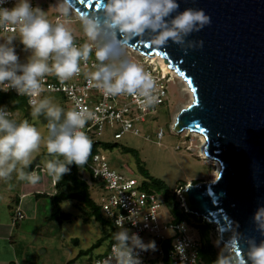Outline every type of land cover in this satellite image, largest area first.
<instances>
[{"label":"clouds","instance_id":"obj_1","mask_svg":"<svg viewBox=\"0 0 264 264\" xmlns=\"http://www.w3.org/2000/svg\"><path fill=\"white\" fill-rule=\"evenodd\" d=\"M6 2L0 0V28L11 26L14 34L0 43V90L15 89L18 95L30 97L39 96L47 75L63 82L80 73L81 62L88 61L94 50L95 70L88 73L94 86L104 95L143 98L142 103L150 106L156 101V80L139 63L122 57L128 42L146 38L151 45L162 47L171 41L187 54L188 50L202 48L203 41L186 38L211 22L203 9L178 12L177 0H101L97 5L100 11L93 14L74 10L72 0H57L52 9L66 18L75 12L84 35L92 42L77 45L65 23H51L48 12L32 7L31 0H15L11 8L3 6ZM15 39L31 52L26 63L18 62L12 46ZM30 103L34 118L43 115L47 119V135L42 137L27 119H11L10 112L0 107V178L18 171L19 179L35 183L38 175L17 165L28 166L43 142L52 156L44 167L59 181L70 171L69 165L81 166L87 160L92 141L82 129L92 114L75 108L65 111L48 97ZM128 219L135 224L134 217ZM252 221L255 230L264 236V205L257 208ZM124 222L123 216L116 220L120 230L113 234L111 255L103 264H142L136 250H156L155 241L145 244L137 234L130 235ZM174 248L183 259L184 245L177 242ZM214 264H264V241L257 245L254 239L242 240L234 233Z\"/></svg>","mask_w":264,"mask_h":264},{"label":"water","instance_id":"obj_2","mask_svg":"<svg viewBox=\"0 0 264 264\" xmlns=\"http://www.w3.org/2000/svg\"><path fill=\"white\" fill-rule=\"evenodd\" d=\"M100 2L72 0V6L93 14ZM177 3L178 12L203 9L210 17L209 25L186 38L202 40V48L185 54L171 41L155 47L146 38H135L127 47L148 57L159 55L185 80L193 100L178 114L174 130L202 135L206 155L219 163L215 181L183 188L188 213L217 225L224 244L238 233L259 245L264 236L252 218L264 205V0Z\"/></svg>","mask_w":264,"mask_h":264},{"label":"rangeland","instance_id":"obj_3","mask_svg":"<svg viewBox=\"0 0 264 264\" xmlns=\"http://www.w3.org/2000/svg\"><path fill=\"white\" fill-rule=\"evenodd\" d=\"M56 3L57 0H31L32 7H39L43 11L48 12L47 18L51 23L58 21V19L62 20V23H65L72 30L74 39L79 44H83L86 41L92 43L84 35L78 16L75 13L67 18L61 16L52 9ZM2 42L3 39L0 34V43ZM13 47L18 56V62L26 63L27 58L31 55L30 50H25L19 40L16 41ZM121 55L123 58H128L139 63L143 68L145 67L143 63L144 59L129 47L126 46ZM167 86L168 96L165 105L151 112L145 118V122L138 125L140 130L139 135L127 132L119 140L115 141L113 139V130L103 128L100 140L114 145L112 150L102 151L111 168L127 174L129 177L144 181L139 175V165L135 157L123 151V149L134 150L139 156L140 164L153 179L160 180L167 186L169 197H171L176 189L184 188L188 184L195 185L199 182H209L216 167L211 163H206L207 159L203 158L200 152L202 143L196 137L190 135L191 133L189 134L187 130L180 131L179 133L174 130L178 114L190 105L192 100L189 94L183 91V84L174 79L173 75L167 81ZM44 97L50 98L53 103L58 104L66 111L68 102L62 99V96L46 93L41 99ZM12 115L13 119L17 122L27 119L37 128L42 137L47 135V129L40 122L39 117L34 118L31 113L26 114V112L20 110L15 111ZM160 130H162L163 136L159 139L156 137V134ZM38 155L43 157L40 168L46 170L44 162L52 159V156L47 153L43 142L39 149L32 154L30 161ZM60 159L63 158L61 157ZM22 166L18 164L17 168L19 169ZM81 172L82 170L80 169L79 175L83 179L85 177L90 187L91 199L98 204L102 191L92 186L89 183L87 175L84 174L83 176ZM57 182L58 180L56 179L55 183ZM177 201L180 200H178L177 196H174L173 202L176 203ZM164 205L160 208L157 216L159 225L165 224L172 219L170 209L166 207L165 203ZM60 210L68 216L67 220H63L61 223L56 221L45 222V224L38 225L39 229L37 221L32 224L34 231L27 237L31 241L30 245L32 248L30 252H32V260L37 262L45 261L47 264H65L75 258L79 251H86L93 247L104 235L105 228L90 216V211L84 208L82 204L80 205L73 200L61 202ZM44 211L42 210V212ZM1 216L0 220L2 221L5 214H1ZM197 218L199 219L200 217L190 213L184 216L189 234L193 238H199L198 230L195 226L198 224L208 225V236L214 247L217 259L221 249L225 246L219 238L218 228L214 223H208L203 218H200L201 220L199 221ZM24 244H26V240ZM108 245V239L100 241L86 255L81 256L75 264H92L97 256L106 251Z\"/></svg>","mask_w":264,"mask_h":264},{"label":"built area","instance_id":"obj_4","mask_svg":"<svg viewBox=\"0 0 264 264\" xmlns=\"http://www.w3.org/2000/svg\"><path fill=\"white\" fill-rule=\"evenodd\" d=\"M14 4L15 0H7L3 6L11 8ZM62 22L58 19L53 24ZM0 34L2 38H7L14 34V29L11 26L8 29L0 28ZM17 40L19 39L13 40L12 46ZM74 41L77 45H80L75 39ZM138 54L144 59V70L150 73L157 83L154 92L156 101L150 106L142 103L143 98L127 94L104 95L102 91L98 90L88 76V73L95 70V58H89L86 62L82 61L80 73L66 81H60L55 75H47L43 79V90L38 97L20 96L15 89L0 90V95H13L17 98H24L28 107L32 108L30 101L39 100L46 93L58 94L68 102V109L75 108L91 113L92 115L87 119L82 131L92 141V147L86 162L79 167L89 178V183L102 191L97 205L103 217L111 223L115 233L120 230L116 225V220L123 216L125 217L123 227L129 231L130 235L137 234L145 244L155 241V251L136 250L142 264H161L159 261L164 256L162 245L165 243L169 244L167 251L170 264H195L200 246L198 238L190 236L188 228L183 222H174L171 219L169 222L159 225L157 216L160 208L165 206L163 198L154 192L143 191L141 189L143 181L111 168L107 158L102 154L101 147L104 142L100 138L102 137L103 128L113 130L115 141L127 132L139 135L138 125L144 123L145 118L151 112L166 103L169 75L163 74L158 66L155 67V64L151 63L150 57L139 52ZM0 107L9 111L5 105H0ZM10 118H13L11 112ZM162 136V130L157 132V138L160 139ZM181 192L182 188H179L174 191V194L180 200V208L185 210ZM129 217H134L135 224L128 219ZM22 219H24V216L20 210H17L14 221ZM181 225L184 226L183 229H181ZM177 242L184 245L183 259L175 252L174 245ZM113 243V239L109 240L106 251L97 256L92 264H103V261L111 255Z\"/></svg>","mask_w":264,"mask_h":264},{"label":"trees","instance_id":"obj_5","mask_svg":"<svg viewBox=\"0 0 264 264\" xmlns=\"http://www.w3.org/2000/svg\"><path fill=\"white\" fill-rule=\"evenodd\" d=\"M90 58H95L94 52L90 55ZM0 105H5L7 109L13 114L15 111H23L27 113H31L32 108L28 107L26 104V100L24 98H17L13 95H0ZM13 119V118H11ZM40 122L46 127L47 129V119L41 115L39 116ZM114 145L109 143L102 144L101 149L103 151L112 150ZM126 154H132L135 157L136 162L139 165V175L144 179L141 189L146 192H154L160 195L166 207L170 209L172 214V219L174 222H185L184 216L188 215L184 213L182 209L179 208V202H173L174 192L173 195L169 197V189L167 186L160 180L153 179L147 170L140 164V159L136 151L130 149H123ZM38 157L33 159L28 166L25 167L26 171H30L36 165ZM70 171L62 176V178L55 184V194L51 197V211L48 217L49 221H56L61 223L63 220H67L68 216L63 214L60 210V203L73 200L79 203L80 205L90 211V216L94 218L95 221L102 224L105 228L104 235L100 238L97 243L93 246L95 247L100 241L104 239L111 240L113 234L115 233L113 226L111 223L106 220L98 205L91 199L90 197V187L86 180L79 175L80 167L72 164L69 165ZM185 187V186H184ZM183 188V187H182ZM179 189V188H178ZM179 208V211H178ZM198 219V218H197ZM202 219V218H201ZM198 219L199 221L201 220ZM208 225H196L195 227L198 230L199 234V249H198V257L195 264H214L216 261V253L214 250L213 245L210 242L208 236ZM93 247L86 251H79L77 256L72 260L68 261L67 264H75V262L81 257L86 255ZM169 244L165 243L162 245L164 250V256L162 260L159 262L161 264H170L168 258V249Z\"/></svg>","mask_w":264,"mask_h":264},{"label":"crops","instance_id":"obj_6","mask_svg":"<svg viewBox=\"0 0 264 264\" xmlns=\"http://www.w3.org/2000/svg\"><path fill=\"white\" fill-rule=\"evenodd\" d=\"M36 157L38 160L32 170L26 171L25 166H22L25 172L38 175L39 179L35 183L19 179L18 171H13L8 178H0V218L1 214H5L4 219L0 220V264H47L45 261L32 260L31 241L27 237L34 231L32 224L35 221L38 229L39 224L49 222L56 178L40 168L43 157L38 155L33 159ZM81 174L84 176L85 173L82 171ZM17 210H20L24 219L14 221Z\"/></svg>","mask_w":264,"mask_h":264},{"label":"bare ground","instance_id":"obj_7","mask_svg":"<svg viewBox=\"0 0 264 264\" xmlns=\"http://www.w3.org/2000/svg\"><path fill=\"white\" fill-rule=\"evenodd\" d=\"M131 50L137 52L136 50H134L132 48H131ZM150 60H151V63H154L155 65H157L160 68V70H161V72L163 74H168L169 75V79H170L171 75H173L174 79H176L177 81H179V83H182L183 86H184L183 91H186L189 94L191 100H193L192 92H191L189 86L187 85V83L185 82V80L181 76L177 75V73H175L174 69H168V67H167L168 64L167 63H164V60L159 55L154 54V57H150ZM171 80H173V79H171ZM187 131L189 132V134L191 133L190 135H192L193 137H196L202 143L200 152H201V155H203V158L207 159L206 163H211L214 167H216V170L213 173L212 178H211V180L209 182L215 181V179L218 177V173H219V170H220L219 163L217 161H214V160L210 159L206 155V153L204 151V146H205V139H204V137L202 135H199L198 133H194V132H191L189 130H187ZM182 190H183V188H182ZM182 211L184 213L189 214L187 209H185V210L182 209ZM183 223L185 224V222H183ZM186 228H187V226H186Z\"/></svg>","mask_w":264,"mask_h":264}]
</instances>
